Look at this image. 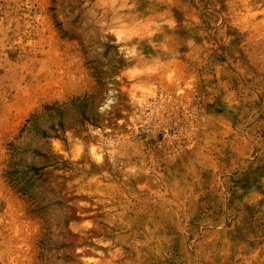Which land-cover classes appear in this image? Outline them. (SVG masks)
Instances as JSON below:
<instances>
[{"label": "rangeland", "instance_id": "1", "mask_svg": "<svg viewBox=\"0 0 264 264\" xmlns=\"http://www.w3.org/2000/svg\"><path fill=\"white\" fill-rule=\"evenodd\" d=\"M0 264H264V0H0Z\"/></svg>", "mask_w": 264, "mask_h": 264}]
</instances>
